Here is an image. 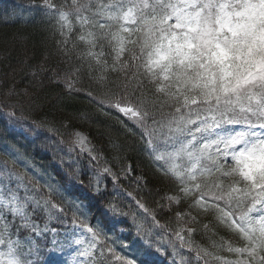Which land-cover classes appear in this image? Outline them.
Masks as SVG:
<instances>
[{
	"label": "snow or ice",
	"instance_id": "6c2138e0",
	"mask_svg": "<svg viewBox=\"0 0 264 264\" xmlns=\"http://www.w3.org/2000/svg\"><path fill=\"white\" fill-rule=\"evenodd\" d=\"M42 7L54 18L55 30L62 37L57 44L69 62L70 53L76 51L75 42L70 41L74 31L76 41L86 45L85 51L76 52L81 63L64 72L66 89L84 91L100 110L122 114L133 125L129 128L121 120L125 130L133 136L138 131L153 160L164 161L162 174L180 182L185 199L194 197L188 207L212 213L217 224L239 233L243 246L229 241L222 245L237 258L216 257L220 264H264V0H65L60 6L44 0ZM105 45L110 49V64L104 58ZM93 63L97 66L94 75ZM85 64L88 78L106 90L103 97L76 87ZM112 75L116 78L111 79ZM74 135L69 153L79 147L89 160L86 169L79 160L69 164L70 181L84 187V176L94 194L105 196V176L118 187L120 178L131 173V165L114 171L103 152L85 147L90 144L86 136ZM110 146L121 148L111 140ZM2 155L0 264H34L29 259L36 252L32 236L48 233L54 248H72L73 264H109L106 251L113 253V249L104 244L110 239L105 229L115 226V217L131 213L108 200L102 213L106 224L90 225L91 198H72L69 185L41 175L15 148L5 147ZM113 159L118 162L120 157ZM101 160L104 166L98 167ZM177 160H184L186 166ZM60 162L65 161L61 158ZM19 166L25 171H17ZM29 168L44 180L42 185L39 181L31 184L35 176L26 181ZM87 169H93L91 175ZM135 179L138 185L146 183L142 176ZM126 194L153 227H166L131 192ZM53 196L72 209V231L65 232L63 242L56 237L68 223L67 213ZM166 199L180 203L177 196ZM158 207L170 210L171 204ZM38 214H42L43 225L35 218ZM131 215L137 235L150 236L152 228ZM176 215L196 221L188 211ZM184 231L176 232V239L181 247L187 245L197 261L212 255L194 247L182 235ZM186 231L191 234L195 229ZM135 255L140 264H157L148 240ZM172 255H177L175 248ZM123 264H136V259ZM179 264H187L186 259L181 257Z\"/></svg>",
	"mask_w": 264,
	"mask_h": 264
},
{
	"label": "trees",
	"instance_id": "16d2710c",
	"mask_svg": "<svg viewBox=\"0 0 264 264\" xmlns=\"http://www.w3.org/2000/svg\"><path fill=\"white\" fill-rule=\"evenodd\" d=\"M70 3V0H68ZM51 3L60 6L65 0H51ZM44 0H0V159L5 147L15 148L30 161L31 165L41 175L50 176L52 182H59L60 185H69L71 196L75 198L84 196L91 198L93 207L90 210L88 223L95 225L97 222L104 223L102 215L108 200H113L124 211L134 214L136 222L145 223L146 227L152 228L150 236L144 233L137 235L132 215L115 217L116 222H121L126 228V240L128 248L122 241L115 244L117 252L124 258L121 261L112 260L106 257L109 264H122V261L136 259V249L145 240L153 245L154 256L161 255L164 262L175 260L179 264L180 258L184 257L187 264H214L215 255L232 256L233 253L226 251L225 241L231 242L234 246L244 245L239 233L229 231L222 225L217 224L212 213L204 214L197 209H191L188 205L194 197L185 199L180 192L182 185L172 176L162 174L161 167L166 165L164 161H154L146 151L144 142L136 135L129 134L123 125L132 128L133 125L122 114L116 110L109 112V109L100 110L99 106L91 101L82 92H70L63 82L64 72L71 67L79 65L80 60L76 58V52L86 50V45L76 41V32L71 35L70 41L75 42L76 51L70 53L71 62L68 57L60 51L57 41L62 37L55 30V21L48 9L42 7ZM68 47L72 48V43ZM99 51V48L96 49ZM105 59L110 64L111 55L107 45L104 47ZM97 66L93 63V75ZM115 79V75L110 76ZM77 88L91 91L94 95L104 96L106 90L97 88L96 84L88 78L87 64L82 75L81 82ZM114 91H118L113 89ZM9 92L15 94L9 95ZM165 111H168L166 109ZM14 113V115H12ZM105 113H109L105 115ZM160 117L157 116V119ZM80 130L87 135L90 147L94 146L103 152L109 166L119 172L122 167L131 165L132 171L127 177H121L119 186L114 187L110 177L105 176L104 183L107 185L105 196L94 194L87 185L81 187L75 181H70L67 175L69 164L79 160L82 169H86L89 156L86 152L81 153L79 147L69 153V147L75 140L74 133ZM135 131V129H134ZM110 140L119 144L120 149L110 146ZM63 141V143L61 142ZM164 151L165 149H161ZM120 157L119 161L113 157ZM61 158L65 161L61 164ZM181 167L186 166L184 160H177ZM104 166V160L100 161L98 167ZM75 167V165H73ZM17 171L24 172L23 166ZM88 175L93 169H87ZM31 184L42 185L44 180L37 176V173L29 168L26 181L31 177ZM144 177V182L137 184L136 177ZM131 192L133 196L154 211L156 218L161 224L166 225L164 229L153 227L150 218H146L143 210L139 209L132 197L126 193ZM82 193L84 195H82ZM23 194V193H21ZM167 196H177L180 203L175 204L167 200ZM57 203L63 202L53 196ZM88 202L87 200L85 201ZM161 210L158 205H169ZM67 213L68 223L61 228V238L67 228L71 227L72 209L63 204ZM188 211L191 216L196 217L193 222L189 216L177 217V213ZM42 214L35 218L43 225ZM63 219V217H61ZM118 224V223H117ZM207 225V228L204 226ZM181 228L185 229L182 235L186 240H191L193 246L207 249L211 256H202L197 261L194 253L188 250L187 245L181 247L175 239V233ZM195 229L189 234L186 229ZM109 240L118 242L120 239L116 225L106 227ZM28 235V233H24ZM170 236V238H169ZM36 246L38 258L34 264L48 260L47 247L50 246L53 236L51 233L40 236H32ZM171 239V240H170ZM45 241L43 244L42 242ZM100 246V245H99ZM159 248L160 252L155 249ZM177 255H172L173 249ZM33 260V256L29 257ZM157 264H164L156 259Z\"/></svg>",
	"mask_w": 264,
	"mask_h": 264
},
{
	"label": "rangeland",
	"instance_id": "374dc122",
	"mask_svg": "<svg viewBox=\"0 0 264 264\" xmlns=\"http://www.w3.org/2000/svg\"><path fill=\"white\" fill-rule=\"evenodd\" d=\"M77 132H80V133H82L84 136H86L87 137V135L84 133V132H82V131H80V130H77ZM85 147H89V144L88 145H85ZM66 254L67 255H71V256H73L74 255V253H73V251H72V248L70 247V249L66 252ZM56 264H58V263H56ZM62 264H64V263H62Z\"/></svg>",
	"mask_w": 264,
	"mask_h": 264
}]
</instances>
